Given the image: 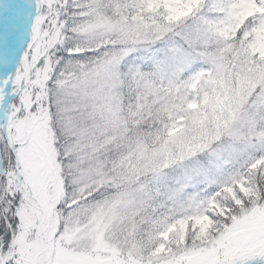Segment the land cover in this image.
Segmentation results:
<instances>
[{
  "label": "snow or ice",
  "instance_id": "obj_1",
  "mask_svg": "<svg viewBox=\"0 0 264 264\" xmlns=\"http://www.w3.org/2000/svg\"><path fill=\"white\" fill-rule=\"evenodd\" d=\"M0 264H264V0H0Z\"/></svg>",
  "mask_w": 264,
  "mask_h": 264
}]
</instances>
